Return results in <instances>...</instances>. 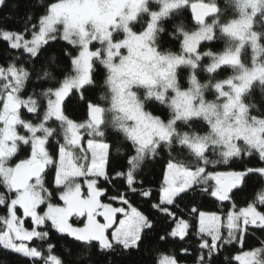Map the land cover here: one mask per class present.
Instances as JSON below:
<instances>
[{
  "label": "snow or ice",
  "instance_id": "1",
  "mask_svg": "<svg viewBox=\"0 0 264 264\" xmlns=\"http://www.w3.org/2000/svg\"><path fill=\"white\" fill-rule=\"evenodd\" d=\"M41 4L42 10L33 11L29 8L23 17L15 21L19 28H10L0 21V40L11 50L8 62L0 64V112L5 111L6 101L14 91L19 101L16 114L23 113L15 124L18 130L14 143L9 139V150H0V209L4 210V214L0 215V250L23 257L25 264H65L55 254L57 244L54 241L66 238L85 249L81 258L91 264L93 249L101 254L143 253L144 239L149 233L157 231V224H165L164 234L157 233L159 241L196 238L194 249H180L183 256L192 255L194 251L195 264H221L222 255V264H264V239H260L256 246H246L247 238L255 235L256 231L264 234V189L252 188L255 178H264V116L251 118L260 126L258 134L261 142L237 135L236 141H242L246 148L241 150L237 147L233 150L229 147L230 141L220 137V146L224 151L219 154L218 159L209 160L205 155L207 148L218 141H210L207 134H179L175 124L182 117L175 102L171 105L174 111L169 118L164 115L162 108L157 107V104L163 105V93L152 94L150 98L156 104H150V110H144L145 119L155 125L150 141L145 143L129 135L132 154L126 161L93 153L89 145L97 143L103 147L105 142H94L83 132L79 133L80 143L77 147L86 155L89 166L95 163L103 168L102 171L86 172L83 177L87 182L82 187L80 199L94 200V208L72 211L66 219L60 221L49 213V209L66 208L68 204L56 191L64 187L57 183L54 168L60 160L63 144L53 138L54 129L48 127L50 121H57V117L50 115V111L59 107L60 113L64 115L61 124H80L81 128L90 125L91 110L99 106L94 105L89 98L91 82L81 83L78 80L80 69L77 67V59L85 54V48L95 59L99 55V49L96 48L95 38L87 45L83 39L79 43L73 39L74 33L67 17L61 16L62 0H48L46 4ZM5 7H8V0H0V8ZM12 7L18 8L19 5L13 4ZM3 19L11 21L13 17L8 14ZM61 19L64 23L62 31H58L57 25ZM182 31L177 29V32ZM169 35L175 39L176 33ZM112 43L115 44L116 41L113 40ZM57 45L61 46L67 63L61 66L55 56L51 58L57 72L55 75L43 72V78L47 80L51 76V81L50 86L43 89L44 103L41 105L35 88L30 92L28 88L32 83L33 71L43 62V53ZM77 48L80 50L74 53L73 50ZM40 79L41 77H37V82ZM227 85H232V81H227ZM220 87L217 85L218 89ZM239 91L237 88V92ZM73 97L78 99L84 109L87 116L84 122L67 115V105ZM251 107L259 111L256 105ZM211 111L215 112L214 107ZM25 113L30 114L31 118L25 119ZM199 115L200 113H193L183 118L187 121ZM33 117L36 118L35 122ZM209 123L212 134L216 135V125L210 121ZM4 125L5 120L0 118V128ZM21 129L22 133L19 131ZM70 131H64L63 140L66 144H69ZM93 131L97 135H103V132L94 127ZM124 131L128 132L127 129ZM33 136L39 138L38 142L34 143L30 138ZM197 143L206 146L203 152L195 149ZM49 145L53 148L51 153L48 152ZM110 147L108 145L109 149ZM177 150H187L194 155L200 161L199 168L188 167L178 160L174 154ZM41 154L48 156V162L43 163L38 175L27 176V182L18 187L14 179L15 173L26 163L40 160ZM145 155L150 156L155 163L163 161L157 182V195H154L151 187L144 186L145 181L138 174V162ZM49 164L53 166L51 171ZM188 173H198L191 183H187L185 179ZM104 185L111 186L112 191ZM171 189L179 191L166 197L165 194ZM25 193L32 197L31 208L26 207ZM245 193H248V199L240 205L237 197ZM45 196L49 199L46 200ZM137 198L148 206L146 211L134 206ZM209 199L219 205V211L201 210L200 201ZM202 217H211L213 221L205 226L202 224ZM62 224L66 227L61 226ZM228 252L231 254H224ZM149 264H181V261L174 251L160 255L157 248L149 256Z\"/></svg>",
  "mask_w": 264,
  "mask_h": 264
},
{
  "label": "rangeland",
  "instance_id": "2",
  "mask_svg": "<svg viewBox=\"0 0 264 264\" xmlns=\"http://www.w3.org/2000/svg\"><path fill=\"white\" fill-rule=\"evenodd\" d=\"M189 2V0H63L61 16L67 17L69 27L74 33L73 39L78 43L83 39L84 44L87 45L95 38L96 48L99 49V55L95 59L87 48L84 49L85 54L77 59V67L80 69L78 80L81 83H90L89 73L92 74L94 62L98 61L102 64L108 72L107 85L111 94L108 111L110 120L121 130L127 129L128 132H124L128 137L131 135L145 143L150 141L155 125L145 119L142 100H154L150 98L152 94L163 93L165 97L163 104L172 113L173 102L177 106L182 117L177 123L204 120L216 125L217 134L213 135L211 129L209 137L210 141L218 142L208 147L207 151L210 148L224 151L220 146V137L230 141L229 147L233 150L237 147L243 150L246 145L242 141H236L237 135L261 142L258 134L260 126L258 122L251 120L243 103V97L254 85L264 83L261 42L264 35V0H228L236 12L237 18L234 21L221 25L219 20H214L200 26L193 33L184 34L183 51L179 55L160 52L156 47L160 23L172 13L191 6ZM149 4H158L159 9L150 13L146 28L138 35L132 30L131 25L141 13L147 11L146 7ZM259 17L260 20L257 21ZM63 23L64 20L61 19L60 24L57 25L58 31H62ZM217 34L228 40L226 41L228 49L221 55L207 54L206 57L210 60L207 70L215 73L226 67L234 73L231 78L213 86L215 98L211 101L206 95L207 88L199 83L196 76L203 58L198 54L197 49L203 42L214 40ZM113 40L116 41L115 44L112 43ZM245 51L249 53L247 59H244ZM182 68L188 69L190 74L186 90H181L178 82L177 73ZM227 81H232V85L226 86ZM217 85L221 87L218 89ZM237 88L240 89L239 92ZM13 94L19 104L14 91ZM212 107L215 109L214 113L211 111ZM21 113L15 115L16 120L21 117ZM193 113L200 115L185 121L183 117ZM50 115L56 116L59 121L64 120L58 106L50 111ZM9 117L6 101L5 111L0 112V118L5 120L4 127L0 128V150L4 152L11 147L9 139L14 143L15 133L18 130L16 127L7 126ZM254 123L255 127H253ZM63 124L65 129L71 130L69 144L72 146L69 147V144L65 143L60 153L57 171V183L64 186L59 194L68 202L67 207L49 209V213L58 221L66 219L72 211L94 208V200L80 199L82 187L87 182L83 177L86 172L103 170L102 165L97 166L93 163L89 166L86 155L77 147L80 143V132L91 138H99L101 135L93 131L91 124L83 128L79 124L68 122ZM19 131L22 133V129ZM30 138L34 143L39 140L35 136ZM89 146L93 153L107 155V145L104 144L102 147L93 143ZM205 147L203 144H195V149L201 152ZM44 162H48V156L41 154L40 160L29 163L37 165ZM50 166L52 165L49 164ZM195 175L186 174V182L191 183ZM88 183L90 185V182ZM176 191L179 189H171L166 194L170 196ZM45 199L49 197L45 196ZM24 202L26 207H32V197L28 193L24 194ZM212 221L211 217H202V224L205 226ZM61 226L66 227L63 224Z\"/></svg>",
  "mask_w": 264,
  "mask_h": 264
},
{
  "label": "trees",
  "instance_id": "3",
  "mask_svg": "<svg viewBox=\"0 0 264 264\" xmlns=\"http://www.w3.org/2000/svg\"><path fill=\"white\" fill-rule=\"evenodd\" d=\"M63 1V0H62ZM192 5L194 4H206L211 7H215L217 9V14L214 19L209 21L208 23L213 22L214 20H219L221 25H226L227 23L234 21L237 16L234 10V7L228 2V0H189ZM48 0H8V7L0 8V21L6 24L10 28H19V24L15 21L18 18L23 17L24 13L32 8V10H42V4H46ZM19 5L18 8H13L12 5ZM191 5V6H192ZM35 6H40L39 8ZM191 6H187L186 8L176 11L172 13L167 19L163 20L159 25V34L156 41V47L160 52H169L174 55H179L183 51V39L184 34L193 33L200 26L195 25L192 19V15L190 12ZM147 11L140 14L135 23L131 25V28L134 32L140 33L143 31L148 22L149 15L152 12L158 11V4H149L146 7ZM11 14L13 19L11 21H6L3 18ZM260 20V17L257 18V21ZM177 29H182V32H177ZM257 29V28H256ZM170 33H176L175 39L169 35ZM227 39L222 37L220 34H217L214 40L203 42L199 46V55L202 56V61L199 64V68L196 71V76L199 79V83L207 88L206 95L208 100L211 101L215 98V94L212 91V88L217 83L225 81L233 76V71L229 68H222L215 73H211L207 70V67L210 64L209 58L206 57L207 54L210 55H221L225 53L228 49ZM263 45V53L262 60L264 61V35L262 38ZM63 43V42H62ZM79 51V48L73 50ZM248 51V50H246ZM245 51L244 59L248 58V54ZM11 54V50L8 48V45L0 40V64H5L8 62ZM54 54V55H53ZM56 57V61L61 66L67 63L66 59L63 56V52L61 51V46L57 45L43 53V62L40 65L36 66V69L33 71V75L31 77L32 83L29 85L28 91L30 92L33 88L36 90V96L39 100L40 104L43 105L44 97L42 95L43 89L50 86L51 76L45 80L43 78V72L48 71L52 75H55L57 72L56 66L52 63V57ZM71 74V73H69ZM179 87L181 90H186L189 85V71L188 69L182 68L177 73ZM37 77H41L40 81L37 82ZM90 90L88 92L89 98L93 101L94 105H98L104 110V125L100 132H103V135L99 138H91V140L95 141H103L105 145H110V149L108 148L107 155L109 159H123L127 160L128 156L132 154V144L129 143V138L125 134L120 127L112 122L109 117V108L111 105V94L107 85L108 82V72L102 66V64L98 61H95L93 64V70L91 74L90 80ZM23 93H21L22 95ZM144 110H150V104H156L155 100H142ZM243 103L247 106L248 114L252 117H260L264 116V83L256 84L243 97ZM252 105H256L259 108V111L256 108H252ZM157 107L163 109V113L165 116L171 118L172 112L166 105L157 104ZM157 114H159L157 112ZM27 118H31L30 114L25 113ZM67 115L78 120L84 122L87 120V116L84 112V109L81 103L77 98L73 97L71 102L67 105ZM23 116V113H21ZM64 116V115H63ZM33 122L36 121V118H32ZM80 125V124H79ZM48 127L54 129L53 138L55 140L60 141L65 145L63 137L65 131V124H61L59 120L56 122H49ZM176 131L183 135L184 132L189 133H200L201 135H210L211 127L209 123L204 120H192L189 122H179L175 124ZM53 150L52 145H49L48 152L51 153ZM244 150V149H243ZM221 153L220 149L210 148L205 153L209 160H216L219 158V154ZM178 160L183 161L185 165L192 168H199L200 161L192 155L187 150H177L174 153ZM55 174L57 177L58 171V163L54 166ZM163 168V161L159 163H155V161L147 156L143 160L138 162V174L140 178L145 181V187H151L154 191V195L158 194V180L160 177V173ZM49 170H53V166L49 167ZM109 188V191H112L111 186L104 185ZM252 188L264 189V178H255L252 181ZM249 189V191L252 190ZM59 194L61 189L56 190ZM106 199V198H105ZM248 199V193H245L241 196L237 197V201L240 205H243ZM55 203V200H53ZM134 206H138L140 210L146 211L148 206L144 203L143 200L136 199ZM201 210L204 211H219V205L217 203H213L210 199L205 201H200ZM264 210V209H262ZM4 214V210L0 209V215ZM192 220L191 217H187ZM195 224V221H192ZM166 227L165 224H157V231L153 233H149L148 237L143 241V253H119L114 252L110 254H101L98 253L95 249L91 252V264H149V256L152 253L153 249H159V254H167L169 251H174L177 255V258L181 261V264H195V255L196 253L193 251L192 255L183 256L180 254V249L182 247H189L191 249L195 248L196 238L192 237L191 240L186 241H168L162 242L157 239V233L159 235H163V229ZM194 230V229H193ZM260 239H264V234L259 231L255 232V235H250L246 240V246L252 247L258 244ZM57 244L55 254L61 257L65 264H89V261L81 258V254L85 251V249L76 242L70 239H59L54 241ZM231 254V252L224 253ZM159 256H157V259ZM223 255L220 257V262L222 264ZM0 264H25V260L23 257L18 255H13L10 253H6L0 250Z\"/></svg>",
  "mask_w": 264,
  "mask_h": 264
},
{
  "label": "water",
  "instance_id": "4",
  "mask_svg": "<svg viewBox=\"0 0 264 264\" xmlns=\"http://www.w3.org/2000/svg\"><path fill=\"white\" fill-rule=\"evenodd\" d=\"M190 12L192 15V19L195 25L204 26L209 21L215 18L217 14V9L215 7L208 6L206 4H194L190 8ZM19 107V104L15 101L14 95H10L7 99V110L10 114L9 120L7 122V126L10 128H15L16 124V111ZM91 124L97 128L101 129L104 125V110L101 107L93 108L91 110ZM43 168V164L30 165V163H26L19 169L14 176V179L17 182V186L21 187L23 183L27 182V176L29 175H38L39 170ZM232 178H230L231 180Z\"/></svg>",
  "mask_w": 264,
  "mask_h": 264
},
{
  "label": "built area",
  "instance_id": "5",
  "mask_svg": "<svg viewBox=\"0 0 264 264\" xmlns=\"http://www.w3.org/2000/svg\"><path fill=\"white\" fill-rule=\"evenodd\" d=\"M166 195V197H169L167 194H165Z\"/></svg>",
  "mask_w": 264,
  "mask_h": 264
},
{
  "label": "clouds",
  "instance_id": "6",
  "mask_svg": "<svg viewBox=\"0 0 264 264\" xmlns=\"http://www.w3.org/2000/svg\"><path fill=\"white\" fill-rule=\"evenodd\" d=\"M54 55V54H53Z\"/></svg>",
  "mask_w": 264,
  "mask_h": 264
}]
</instances>
